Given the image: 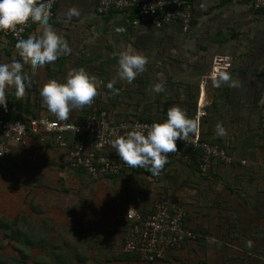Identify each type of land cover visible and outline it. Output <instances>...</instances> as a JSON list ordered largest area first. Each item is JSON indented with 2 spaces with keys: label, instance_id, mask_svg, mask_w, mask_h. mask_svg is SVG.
I'll use <instances>...</instances> for the list:
<instances>
[{
  "label": "crops",
  "instance_id": "obj_1",
  "mask_svg": "<svg viewBox=\"0 0 264 264\" xmlns=\"http://www.w3.org/2000/svg\"><path fill=\"white\" fill-rule=\"evenodd\" d=\"M96 1L59 0L54 6L55 16L48 23L67 30L73 46H88L102 38L110 46L114 42L125 47L126 38L138 31L144 35L149 28L143 25L128 28L124 33L117 32L121 18L96 13ZM202 1L204 4L211 1L214 5L207 13L202 12L195 24L187 27L189 33L191 30V44L177 39V43L171 40V44L164 47L167 67L164 72L162 116L166 118L170 107H180L193 122L195 116L199 119L203 140L218 143L230 155L243 157L245 163L241 164H252L246 168L247 164L217 162L214 175L203 177L196 168L189 166V160L177 159L169 163L181 167L179 174L187 176L181 181L186 183L179 192L167 190L170 193L169 201L180 204L188 227L208 232L214 240H187L180 248L170 250L163 260L154 263L127 258L121 245L123 222L117 216L118 213L122 215V210L120 212L118 208H112L106 212V208L117 206L115 202L120 203L115 195L112 193L114 197L109 203L95 197L89 191L90 184L84 179L88 173L81 168L69 167L64 150L28 136L21 143L11 146L9 155L0 163V170L7 174L8 179L4 181L10 188L33 192L31 196H34V202L26 204L23 213L28 220L23 221L19 229L31 233L35 238L44 239L47 244L44 249L51 247L56 253L64 254L62 247L51 246L54 235L50 232L53 227L64 233L73 232L71 236L79 241L74 244L75 248L79 247L73 254L80 264H264V175L260 163L257 166L248 155L257 149L254 146L257 132L255 135L250 133L249 128L253 126L250 123L258 121L259 112L264 106V9L255 10L247 4L232 1L215 3L213 0H199ZM232 4L237 6L233 7ZM70 8H75L79 15L68 18L66 13ZM227 8H234L233 11L243 20L234 21V28L214 25L210 21L213 18L209 16L215 17L219 12L222 14V10ZM40 27L39 21L33 22L25 38ZM177 29L183 30L180 27ZM76 38L81 39L79 44L75 43ZM97 47L100 52L101 47ZM190 50L194 52L189 53ZM70 59V53L58 56L56 68L52 67L50 71L54 72L53 76L60 80ZM217 60L223 61L220 62V69L215 67L214 62ZM68 68L74 69L76 65H68ZM221 72H226L230 79L220 81L219 86L214 87L213 79L219 81ZM29 80L24 81L27 82V88L32 86ZM233 82L236 85L234 87L230 86ZM20 100L29 102L27 97L24 100L20 97ZM153 104L156 105V102ZM31 106L35 112L34 105ZM38 110L35 113L49 112ZM217 124L225 129V135L217 134ZM238 126L250 134H240ZM257 129L259 131L260 126ZM100 177L102 179L96 182L104 183L105 178H110ZM41 193L47 199H43ZM177 193L180 194V202L174 198ZM59 196L72 198L73 202L60 204L56 201ZM90 202L93 204L91 209L94 207L93 210H97L99 207L100 215L96 216L92 210H84L87 205L90 207ZM42 217L48 218L45 222L49 225L45 230L42 228L46 226ZM6 221L11 222V219Z\"/></svg>",
  "mask_w": 264,
  "mask_h": 264
},
{
  "label": "rangeland",
  "instance_id": "obj_2",
  "mask_svg": "<svg viewBox=\"0 0 264 264\" xmlns=\"http://www.w3.org/2000/svg\"><path fill=\"white\" fill-rule=\"evenodd\" d=\"M213 1L215 3H219L218 0ZM205 3L206 4H204L203 1L202 3L199 1L197 2L196 8L194 10V19L192 21L194 23L191 24H195L198 20V17H201L200 14H202V12L207 13L208 10H211L214 5L211 3V1H207ZM232 6L236 7L237 5L232 4ZM233 9L234 8L223 9V13L221 14L219 12L215 17L210 15L209 17L213 18V20L210 21L213 22L216 26L222 25V27L225 28H234V21L238 19L242 21L243 17L241 18L237 13L233 11ZM148 27L147 31L144 32V35H142L140 31H138L135 32L134 35H131L129 38H126L124 41L125 47L118 43L115 44L114 42H112V46H110L109 43L106 44L102 38H98L96 42H94L93 44L91 43L88 46H80V37L75 39V43H78L79 45L76 46V44H74L73 46L72 43H70L71 40L68 38L69 34L67 30H61L60 26L53 27L58 34L62 35L65 38L69 47L71 48V59L69 60V63L66 64L64 73L61 74L60 80L58 77L53 76L54 72H50L52 67L56 68V60L51 63H46L43 66L33 67L30 63H25L21 60L15 44L10 42L8 38L1 36L0 62L10 64L13 60H16L20 61L24 65L23 71L28 73V76L31 80H29V82L32 86L30 88H27V82H24L25 89L22 99L24 100L27 97V100L34 105L35 112L38 109L48 110L46 103L40 96V88L42 87V85L49 79H56L63 82L69 70L68 65H76V68H83L90 76H93L95 78V86L98 90L99 96H95L92 100V103L85 107L71 109L68 118L72 119L75 116H77V118H80V116L85 117L87 114L91 113L93 109H106L116 119L127 117L140 118L139 116L147 115L154 119H160L163 114V92L155 93L152 91V87L157 82H160L163 85L165 83L164 72L165 67H167V58L165 57L167 56V54L165 53L164 47L169 45V41L171 40H174V43H177V39L184 41L186 44H191L189 40L192 39V36L190 34L191 30L189 33V28L181 30L177 28L165 27L155 31L151 26ZM96 45L101 47L100 52L97 50L98 47ZM110 48H112V57H110ZM124 50H131L141 53L144 57H146L147 60V63L144 66V70L137 74V76L131 83H128L125 80H121L118 75V54ZM191 52L194 51L190 50L189 53ZM80 59L82 60L81 63ZM73 61H75V63ZM166 71L169 72V70ZM105 75H108V77L106 78ZM112 81H114L113 89L107 88V83ZM100 90H102L101 94ZM2 91L6 98V107H0V114H5L6 112H9L10 108H15L13 105L7 106V104L15 103L19 101L20 98H17L14 94V85H6L2 89ZM154 102H156V105L153 104ZM50 114L56 117L54 114ZM259 115L258 121L256 120L250 123L253 125L251 128H249L251 130L250 133L254 135L256 134V132H258L257 128H259V123L258 126L256 125L257 122H259ZM237 130L240 134L246 133L247 135L249 133H247V131L244 130L242 126H238ZM240 146H242V144H240ZM224 151L225 153L227 152L226 155L229 158H232L231 162L236 165L240 162L239 160L243 159V157L230 155L225 149ZM248 155L250 157L252 156L253 159H251V161H253L254 164L258 166L260 162L264 161V148L253 149L250 153H248ZM217 162L230 164V162L224 160H218L216 161V163ZM162 169L165 171H162L161 175H159L157 178L153 176L149 177L144 174H127L121 177L105 178L104 183H99L96 181L102 179V177L99 178L90 174H88L89 176L85 174L84 179L86 180V182H88V184H90L89 191L93 195L95 194V197L107 200V202L109 203L114 197L112 196L113 193L115 195V198H117V201L120 202H115V204H117L116 207L114 205L113 207L106 208V212L112 208H118L120 212L122 210L121 214L123 215L125 207L133 206L143 213V209L140 207H146L144 211L148 210V208L157 199V197H163L169 201V190L179 192L182 189L183 185H185L186 183L185 181L181 182L182 180L187 178V176L179 174L178 170H181V167H174L171 163L169 165H166ZM198 174L200 173L198 172ZM198 178H200V176ZM7 179V174H3L0 170V222L4 225L6 219H11V225L8 221L10 227H16L19 229V227L24 223L23 221L28 220V217L26 215H23V213L26 211V204H28L29 202H34V196H31L33 195V192H24L10 188L4 181ZM100 185L102 187H100ZM41 195L43 199H47L42 193ZM174 198L178 199L179 202L181 200L179 193H177ZM50 201L53 202L52 198ZM56 201H58L60 204L64 202L65 205H68L73 202V199L67 197L60 198L59 196L58 198H56ZM175 203L176 204L173 203V205L170 202L172 206L182 208L178 202L175 201ZM91 205L93 206V204L90 202V207H88L89 205H87L84 210H92L93 214L96 213V216L98 214L100 215L101 212L98 209L99 207L97 208V210H93L94 207H92L91 209ZM101 209L103 211V208ZM89 214L91 215V213ZM122 215L120 216V213L117 214V216L121 218ZM43 216H45V214ZM33 219L35 220L34 217ZM42 220L46 225L47 223L45 222V220L48 221V218L42 217ZM40 224H42L41 220ZM48 225L42 227L43 230H45ZM32 227L34 228L35 224H33ZM123 229L124 227L121 225V230L123 231L122 239L124 236ZM57 231H59V233ZM50 234L54 235V237L52 238L53 243L51 244V246L62 247L63 249H60L65 250L64 258H61L62 256L58 257V255H61V253H56L57 251H54V249L51 247L41 249L38 247L26 246L25 244L23 245L21 240H19L18 242L14 237L9 235V230H5L4 228L0 227V264H80V262H78L79 260L74 257L76 255L73 254L75 252V249L79 247L77 246L75 248L76 245L74 244L79 243V241L75 240V238L71 236L73 232L65 231L64 233L60 230H57L56 228L53 229L52 227ZM24 252L26 253V256L23 255Z\"/></svg>",
  "mask_w": 264,
  "mask_h": 264
},
{
  "label": "built area",
  "instance_id": "obj_3",
  "mask_svg": "<svg viewBox=\"0 0 264 264\" xmlns=\"http://www.w3.org/2000/svg\"><path fill=\"white\" fill-rule=\"evenodd\" d=\"M59 0H52L49 8V20L55 16L54 6ZM199 0H97L95 11L101 15H117L121 25L117 32L124 33L128 28L147 25L158 30L165 27L183 28L190 26L194 19V10ZM243 3L255 10L264 9V0H218ZM39 2V0H37ZM48 20V21H49ZM36 21L29 19L24 24L16 25L9 30H0V36L14 41L24 38L29 26ZM179 26V27H178ZM217 60L216 69L222 66ZM218 66V68H217ZM10 111H17L10 108ZM155 120H141L127 117L116 120L105 109H93L83 119L74 118L59 120L49 112L35 115L21 114L20 118H10L0 114V162L10 153L11 146L21 143L26 137L33 136L41 143H52L67 154V165L82 168L92 176L119 174L129 171V167L112 150L109 143L114 133L122 134L132 124L150 125ZM196 129L189 133L184 141L177 140V151L168 153L166 166L173 160H192L201 173H208L216 161L231 163L224 149L216 143L202 139L199 119L194 117ZM260 128L264 130V106L259 115ZM245 163V160H240ZM264 175V161L260 162ZM146 212H140L133 206L124 209L122 220L124 251L133 253L139 260L154 263L163 260L172 248H180L185 240L194 239L196 234L184 225L182 208L172 206L163 197L151 204ZM209 236L206 240H210Z\"/></svg>",
  "mask_w": 264,
  "mask_h": 264
},
{
  "label": "clouds",
  "instance_id": "obj_4",
  "mask_svg": "<svg viewBox=\"0 0 264 264\" xmlns=\"http://www.w3.org/2000/svg\"><path fill=\"white\" fill-rule=\"evenodd\" d=\"M51 2L52 0H0V30L13 29L29 19L40 23L38 31L18 39L15 44L21 60L33 67L54 62L58 56L71 52L65 38L48 23ZM66 15L71 18L79 13L75 8H70ZM146 63V57L141 53L131 50L120 52L119 78L131 83L144 70ZM23 67L16 60L10 64L0 62V107H6V98L2 91L6 85H14L17 98L24 95V81L29 76L23 71ZM229 79L226 72H221L219 81L213 79V86L218 87L220 81ZM113 83L114 81L107 83L106 87L113 89ZM230 86H236L235 82ZM152 91L163 92L164 85L157 82ZM96 95L95 78L83 68L69 70L63 82L49 79L40 88V96L48 111L61 121L68 119L71 109L91 104ZM216 127L218 135H225V129L220 124ZM195 129V123L186 113L180 107L172 106L167 110L166 119L154 121L150 125L132 124L122 134L114 133V139L109 143L119 159L129 167L146 168L152 175H158L167 163L168 153L177 151L176 141H184Z\"/></svg>",
  "mask_w": 264,
  "mask_h": 264
},
{
  "label": "trees",
  "instance_id": "obj_5",
  "mask_svg": "<svg viewBox=\"0 0 264 264\" xmlns=\"http://www.w3.org/2000/svg\"><path fill=\"white\" fill-rule=\"evenodd\" d=\"M26 36V35H25ZM24 36V38H25ZM10 40V42H12L13 44H16V41L8 38ZM96 96H99V93H98V90H97V95ZM94 99V98H93ZM8 105H13L15 107V109L17 111H10L8 112L7 114V117H10V118H20L21 117V114H32V115H35L36 113L32 110V106L29 102H23L21 100L15 102V103H9ZM106 110V109H105ZM193 114V112H191V115ZM188 115V114H187ZM141 120H155V121H160V120H163V119H166L164 118V116H161L160 119H154L152 117H149V115L147 116H139ZM84 117H81L78 118L79 120L83 119ZM116 119V118H115ZM120 118L116 119V120H119ZM191 119V118H190ZM192 120V119H191ZM193 121V120H192ZM259 126H260V123H259ZM256 141H254V146L257 148H264V130H262L261 128L259 129V131L257 132V136H256ZM211 143H215V142H211ZM218 144V143H216ZM219 145V144H218ZM220 146V145H219ZM253 159L252 156L250 157V160ZM1 163V162H0ZM187 163V162H186ZM232 163V162H231ZM240 165H241V162H239ZM238 163V164H239ZM188 164L189 166H191L192 168H196L197 171L203 175V177H207V176H210V175H214V168L212 170H210L208 173H201L196 164L194 163V161L192 160H189L188 161ZM247 164V163H246ZM243 165V164H242ZM245 165V164H244ZM252 164H247L246 165V168H249L251 167ZM165 166H163L164 168ZM82 169V168H81ZM84 170V169H83ZM162 170V169H161ZM141 173H144L145 175H150V176H153V177H158L159 175H161V172L158 174V175H152L146 168H142V167H135V168H132L131 170L129 171H121L119 174H115V175H105L107 177H121V176H125L127 174H141ZM219 177V176H218ZM220 178V177H219ZM150 211V209H148ZM143 212H146L144 210H142ZM183 222H184V225H186L185 223V212H184V215H183ZM12 222H10V225H11ZM8 221H5L4 225L0 222V227L1 228H4L5 230H9V235L14 237L15 240H17L19 242V240H21L22 244L26 245V246H30V247H38V248H41V249H44V246H47L46 242L44 239H38L31 234V233H25V232H22L20 229L16 228V227H10ZM123 227H124V223H123ZM188 227V226H187ZM20 228V227H19ZM192 232H194L196 234V237L192 240H198V239H203L204 241L206 240V237L210 235H208V232H202L200 230H197V229H193L191 227H188ZM200 231V232H199ZM212 237V236H211ZM210 237V238H211ZM211 239L214 240V238L212 237ZM210 239V240H211ZM188 240H191V239H188ZM187 240H185L186 242ZM184 242V243H185ZM174 248H172L171 250H173ZM177 249V248H175ZM127 258H134V259H137L139 260L133 253H130V252H127ZM169 253V252H168ZM26 256V253L24 252V254ZM168 255V254H167ZM62 256V257H61ZM58 257H61V258H64L65 255L64 254H61V255H58ZM60 260V259H59ZM147 263V262H145Z\"/></svg>",
  "mask_w": 264,
  "mask_h": 264
}]
</instances>
